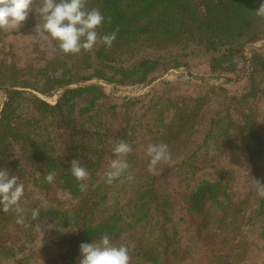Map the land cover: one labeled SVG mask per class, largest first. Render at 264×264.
<instances>
[{
  "label": "trees",
  "instance_id": "trees-1",
  "mask_svg": "<svg viewBox=\"0 0 264 264\" xmlns=\"http://www.w3.org/2000/svg\"><path fill=\"white\" fill-rule=\"evenodd\" d=\"M262 2L87 0V8H99L105 16L103 25L97 29L100 35L119 28L111 48L98 43L92 51L66 55L52 40L58 58L43 69L19 68L15 63L0 65V90L6 93L0 112V169L19 178L33 174L50 205L56 201L53 195L57 185L76 199L70 211L40 209L38 218L44 212L49 213L57 216L59 223L68 229L62 236L60 254L46 264H79L80 245L93 243L103 234L114 243L129 245L131 261L140 264H199L202 255L209 257L211 264H224L220 254L218 259L210 256L213 250L226 254L225 259L230 258L234 251L232 245L251 208L249 200L245 207L243 201L234 205L236 201L223 194L220 185L198 183L195 195L188 199L185 190L176 189L172 182V165L160 162L156 174L125 196L124 206L120 207L118 202L134 184L128 176H132L137 166L149 165L148 144L165 143L172 154L187 147L181 140L200 121L205 102L197 101V112L182 114L178 126L170 129L171 140H165L164 135H152L149 130L154 137L151 142H148V129L141 139H134L129 128L120 133L123 115L118 106L107 107L102 102L116 96L111 85L125 92H136L153 83L159 69L165 73L182 70L199 59L207 60L213 74L219 75L227 63L240 55L250 75L252 92L246 98L254 97L257 80L264 81V55L257 46L264 41V19L254 13ZM54 97H57L54 104L47 101ZM92 132L95 133L92 137L98 136L100 142L97 159L90 155ZM242 132V146L250 155L260 154V163H254V168L255 175L262 178L264 131L246 124ZM224 133L215 121L188 163L199 165L200 162L198 170L210 166L213 158L208 156L209 142L214 143L217 152ZM118 135H123L119 139L132 146L133 151L127 156L130 168L109 185L104 178L112 159L108 140H116ZM14 144L20 145V157L3 159ZM74 159L89 172L85 181L87 190L83 192L70 173ZM47 172L55 174L51 184L44 180ZM206 202L214 205L210 213L206 211ZM171 209L187 211L195 217L190 227L191 231L195 229L191 246L183 245L180 224L172 220L168 212ZM11 216V211L7 214L0 211V218L4 219L0 232L8 229ZM27 217L31 219L30 211ZM145 221L150 231L141 233ZM179 222L188 223L185 216ZM261 238L264 240V231ZM1 239L2 236L0 254L10 256V248ZM201 244L203 254L198 252ZM14 264L26 262L14 259Z\"/></svg>",
  "mask_w": 264,
  "mask_h": 264
},
{
  "label": "rangeland",
  "instance_id": "rangeland-1",
  "mask_svg": "<svg viewBox=\"0 0 264 264\" xmlns=\"http://www.w3.org/2000/svg\"><path fill=\"white\" fill-rule=\"evenodd\" d=\"M38 22V14L30 10L27 19L16 31L0 30V65L15 63L19 68L39 70L58 58L52 39L36 35L34 28ZM257 46L261 48L264 55V41L258 42ZM247 52L250 51L247 50ZM244 56L246 57L245 54ZM243 63L244 57L240 55L227 63L224 72L219 75L213 74L205 59L191 61L188 68L182 70L165 73L159 69L155 81L136 92H125V89L111 85V90L116 93V96L104 100L102 104L107 107L118 106L119 112L123 115L120 118L122 121L120 127L123 131L120 133H124V130L129 128L134 139H141L145 129H148L146 130L150 136L148 142H151L154 137L149 130H152V135H164L165 140H171L170 129L178 126L182 114L187 111L197 112L199 110L197 101L205 102L200 113V121L191 129L189 128L181 140L187 147L182 151L171 153L174 161L171 163L174 173L172 182L176 189L180 187L185 190L188 199L195 195L198 183L209 182L220 185L219 190L232 198L234 203L236 201L234 205L243 201L242 204L245 207V202L249 200L251 209L245 218L238 239L232 245L234 251L230 258L225 259L226 254L220 253V250H213L210 256L218 259L217 255L220 254L224 264H264V240L261 238L264 231V198L257 196L253 185V179L264 184V177L256 176L254 168V163L257 165L260 163V154L250 155L241 143L243 127L246 124L255 126L261 132L264 131V81L257 80L255 96L246 98L252 90L250 75L244 69ZM5 100L6 93L0 90V112ZM56 100L57 97L47 99L52 104ZM215 121L221 128V132H225L226 135L221 138L219 150L214 156H210L213 158V163L204 170H198L202 165L200 162L199 165H194V162L188 163L187 160L203 144ZM94 134V132L91 134L90 155L97 159L100 142L98 136L92 137ZM122 136L118 135V139ZM20 155V145L14 144L13 150L3 159L13 160ZM148 166L143 164L135 168L131 176L134 184L129 186L127 195L124 194L119 198L120 207L125 205V196L131 195L136 186H141L144 180L146 181L152 175L148 172ZM18 182H22L25 186L20 204L25 209L23 215L26 223L31 226L18 225L16 223L18 214L11 211V223L7 230L0 232V236H2V243H6L12 254L10 256L0 254V264H14V259L25 261L26 264H46L60 254L62 236L68 229L59 223L57 216L44 212L42 217L33 221L28 219V211L37 207L44 210L53 208L70 211L75 206L76 199L57 185L53 195L56 199L55 203L51 205L48 203V207L44 208L41 207V201L45 200L44 191L38 187L37 178L33 174H28L24 178H19ZM221 198L220 201L223 202L225 197ZM205 206L206 211L212 212L214 205L206 202ZM168 212L174 223L180 224L183 245L191 246L190 241L195 235V229L191 231L190 227L195 217L187 211L171 209ZM183 216L188 223L179 222ZM3 221L4 219L0 218V224ZM149 229L150 225L148 221H145L141 233ZM200 246L198 252L203 254L204 245ZM200 258L202 260L199 264H211L206 255ZM131 264L140 263L132 259Z\"/></svg>",
  "mask_w": 264,
  "mask_h": 264
},
{
  "label": "clouds",
  "instance_id": "clouds-1",
  "mask_svg": "<svg viewBox=\"0 0 264 264\" xmlns=\"http://www.w3.org/2000/svg\"><path fill=\"white\" fill-rule=\"evenodd\" d=\"M33 5L35 7L33 8ZM87 0H0V30L14 32L27 19L32 10L39 16V22L35 25L36 35L45 39L51 38L57 42L58 49L64 54H79L83 51H92L99 43L106 48H111L115 41L119 28L113 32L100 35L97 31L104 21L105 16L99 8H87ZM256 17L264 19V2L260 3ZM111 23V17H108ZM112 159L104 172L105 183L111 185L125 175L130 168L126 157L133 149L124 139H109ZM146 155L149 157L148 172L156 174V166L160 162L174 163L168 145L165 143L148 144ZM208 155H215V145L209 142ZM71 175L79 182L80 191L87 190L85 181L89 177L88 170L79 160L71 161ZM55 179L53 172H47L44 180L51 184ZM128 179H131L128 176ZM19 177L10 175L6 169H0V211L5 213L14 211L17 213L16 223L25 227L26 223L20 201L24 195L25 186L18 182ZM256 194L264 198V184L253 179ZM41 207H48L47 200L41 201ZM40 214V207L30 210V218L35 221ZM38 227V226H37ZM79 264H131L129 245L114 243L107 234L101 235L93 243L80 245Z\"/></svg>",
  "mask_w": 264,
  "mask_h": 264
}]
</instances>
